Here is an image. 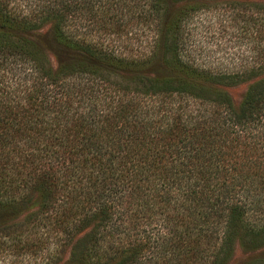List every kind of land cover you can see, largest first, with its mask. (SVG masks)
<instances>
[{
    "label": "trees",
    "instance_id": "obj_1",
    "mask_svg": "<svg viewBox=\"0 0 264 264\" xmlns=\"http://www.w3.org/2000/svg\"><path fill=\"white\" fill-rule=\"evenodd\" d=\"M14 1L0 0V245L47 241L35 264H264V0ZM208 10L251 42L237 69L193 56ZM241 82L234 106L222 86Z\"/></svg>",
    "mask_w": 264,
    "mask_h": 264
},
{
    "label": "rangeland",
    "instance_id": "obj_2",
    "mask_svg": "<svg viewBox=\"0 0 264 264\" xmlns=\"http://www.w3.org/2000/svg\"><path fill=\"white\" fill-rule=\"evenodd\" d=\"M33 0H15L19 7L26 10L31 6ZM32 7V6H31ZM194 20L195 29L193 34L196 42V51L193 53L198 62L219 71H228L237 69L243 63H246L244 57L249 54V45L244 39H238L229 32L231 25L224 19L220 20V14L213 10H208L197 15ZM226 32V33H224ZM36 41L46 49L48 57L54 62V56L49 52V30L47 25H43L34 32L32 36ZM36 37V38H35ZM130 47L136 51L141 50L146 38L143 35L128 40ZM246 82L235 85L222 86L229 94L231 101L236 106L246 88ZM33 238H20L18 241L5 245H0V264H35L39 257L45 256L49 243L45 241L37 246ZM8 244V245H7ZM35 246V247H34ZM4 247V249H3ZM38 248V249H37ZM64 255V254H63ZM64 257V256H61Z\"/></svg>",
    "mask_w": 264,
    "mask_h": 264
}]
</instances>
